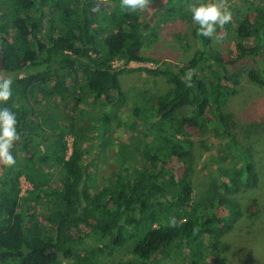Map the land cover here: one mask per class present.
<instances>
[{
    "label": "trees",
    "instance_id": "obj_1",
    "mask_svg": "<svg viewBox=\"0 0 264 264\" xmlns=\"http://www.w3.org/2000/svg\"><path fill=\"white\" fill-rule=\"evenodd\" d=\"M154 1L156 11L148 2L129 12L120 0H0V38L7 39L0 44V62L13 80L7 106L21 135L13 149L16 164L0 176V264H153L172 255L180 264H210V251L226 260L218 253L229 246L222 242V226L229 229L244 215L233 195H248L261 183L253 146L240 147L235 138L237 122L228 103L243 91V74L264 91V69L242 68L249 58L264 63V0H225L231 21L210 38L198 35L191 22L188 6L194 0ZM164 14H171L167 23L188 21L199 44L193 58L176 69L170 63L128 67L160 63L144 50ZM231 34L234 47L221 51L215 39ZM117 60L123 64L115 66ZM132 72L164 77L172 89L155 95L148 111L132 107L135 116L144 113L148 129L158 128L157 135L149 139L145 132L139 152L125 146L118 170L101 184L100 157L82 149L83 136L64 114L83 101L91 108L124 106L120 76ZM69 91L75 93L70 102ZM215 124H222L218 136L238 163L228 169L217 159L219 183L197 203L196 136ZM245 126L253 134L261 124ZM67 133H75L69 156ZM180 165L185 169L177 177ZM22 176L31 185L23 193ZM211 196H218L215 207L208 204ZM223 208L230 215L221 218ZM93 236L98 244L88 247ZM125 247L130 256L118 258ZM111 257L117 260L108 262Z\"/></svg>",
    "mask_w": 264,
    "mask_h": 264
},
{
    "label": "rangeland",
    "instance_id": "obj_2",
    "mask_svg": "<svg viewBox=\"0 0 264 264\" xmlns=\"http://www.w3.org/2000/svg\"><path fill=\"white\" fill-rule=\"evenodd\" d=\"M148 2L152 11L158 10V5L154 0H148ZM170 15L164 14L161 20L154 24V32L149 36L150 47L144 50L145 56L159 60L160 63L154 64V67L166 66V63H170L176 69L177 65L188 63L199 49V44L194 39L186 18L179 17L172 23L165 22ZM163 23H166L165 27H163ZM215 40L221 51H227L235 44L233 34ZM6 42L5 37L0 38V44ZM242 63V68L264 69V63L259 57L249 58ZM132 65L130 66L132 69L142 67L141 63ZM246 77L243 74V91L238 94L239 96L229 101L228 111H231L235 116L237 123L234 127V134L240 147H245L247 144L253 146L254 160L257 170L260 172L261 183L248 195L238 196V198L237 194L233 195L239 201L244 215L238 217L231 228L227 229V225L222 226L224 230L222 242L229 246L225 251L218 253L226 260L222 262L217 254L215 256L210 251L207 259L210 264H264V91L247 81ZM120 82L125 93L124 106L113 107L104 104L91 108L87 101H83L78 107L75 106L74 112H72V105H69L64 114L66 117L71 116L74 119L75 133L83 136L82 149L96 151L95 154L100 157L96 163V177L101 184H104V178L110 172L118 170V161L123 157L121 152L125 146H127L126 149H130V146L133 145L132 149L135 147V150L139 152L142 142L145 141L143 137L145 132L149 139L157 135L158 128L150 127L148 129L144 113L135 116L132 107L138 106L142 111L145 109L148 111L152 107L151 99L155 95L165 94L172 89L164 77H155L144 72L125 73L120 76ZM74 95V92L67 95L68 102L73 100ZM52 109L53 107H49L48 111L51 112ZM108 111L111 113L109 123L103 122V114ZM208 118L213 120L211 115ZM102 123L105 124L102 125ZM247 123L250 125L261 124L258 127L259 133L247 132L245 126ZM221 128L222 124H215L209 128L207 134L196 136L198 143L195 147L197 163L194 176L196 185L194 200L197 203L201 202L203 197L206 198V195L209 198L207 190L214 189L212 187L219 183L216 173L217 159L223 160L228 169H233L238 163L236 156L230 152L229 144H225L218 136ZM75 133L64 135V140L69 148L67 156L71 154ZM130 140L132 141L129 142ZM223 151L224 153H222ZM184 169L185 166L180 165L174 174L180 177ZM4 170L5 166L0 164V176L4 174ZM19 181L21 193L31 187L23 176L19 178ZM212 198L211 196L208 204L215 207L218 196ZM218 215L224 218L230 213L226 208H223L221 212H218ZM97 244L98 241L94 236L87 239L88 247ZM128 249V247L120 248L116 256L128 258L130 256L127 252ZM116 258L111 257L107 260L112 263L117 260ZM153 264H180V258L174 255L165 260L158 258Z\"/></svg>",
    "mask_w": 264,
    "mask_h": 264
},
{
    "label": "clouds",
    "instance_id": "obj_3",
    "mask_svg": "<svg viewBox=\"0 0 264 264\" xmlns=\"http://www.w3.org/2000/svg\"><path fill=\"white\" fill-rule=\"evenodd\" d=\"M148 0H120V7L129 12L145 9ZM190 19L197 26L198 35L210 38L217 30L229 23L232 11L225 0H194L188 6ZM192 71L188 70L185 77L190 81ZM13 94V80L6 71L0 70V164L12 167L16 164L13 149L20 141L16 113L7 106Z\"/></svg>",
    "mask_w": 264,
    "mask_h": 264
},
{
    "label": "built area",
    "instance_id": "obj_4",
    "mask_svg": "<svg viewBox=\"0 0 264 264\" xmlns=\"http://www.w3.org/2000/svg\"><path fill=\"white\" fill-rule=\"evenodd\" d=\"M117 63H118V65H117ZM122 64H123L122 61H118L117 60V61L114 62L115 66H119V65H122ZM132 64L138 65L139 62H131L128 67L133 66ZM141 65H142V67L155 68L153 63H141Z\"/></svg>",
    "mask_w": 264,
    "mask_h": 264
},
{
    "label": "water",
    "instance_id": "obj_5",
    "mask_svg": "<svg viewBox=\"0 0 264 264\" xmlns=\"http://www.w3.org/2000/svg\"><path fill=\"white\" fill-rule=\"evenodd\" d=\"M1 69L4 70V64L3 61L0 62Z\"/></svg>",
    "mask_w": 264,
    "mask_h": 264
}]
</instances>
